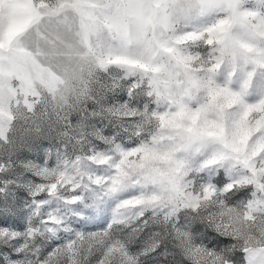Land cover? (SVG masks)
<instances>
[{
  "label": "rangeland",
  "instance_id": "374dc122",
  "mask_svg": "<svg viewBox=\"0 0 264 264\" xmlns=\"http://www.w3.org/2000/svg\"><path fill=\"white\" fill-rule=\"evenodd\" d=\"M111 2L0 0V168L4 169L0 172V215L23 214L19 227L0 226V232L11 231L17 237L11 241L0 239V264H26L27 255L22 250L34 211L33 193L40 184L47 183L45 171L68 170L79 161L87 175L107 177L115 174V164L122 154L132 152L128 156L130 169L143 161L163 177L173 159L166 145L182 131L225 138L224 124L209 119L210 108L221 114L232 109L243 99L241 91L249 104L264 100V0H202L215 24L204 31L197 29V24L188 26L193 35L167 49L180 66L170 79L162 77L161 67L150 63L137 66L95 36L89 37L83 53L67 45L58 54L60 62L54 65L24 40L32 29H36L38 37L44 36L38 27L46 19L41 9H49L52 19L63 17L65 23L71 12L77 31L82 25L101 23L109 32L103 12ZM81 11L92 15L81 16ZM234 28L243 40L238 41L239 54L231 56L232 70L228 74L224 55ZM117 66L138 67L144 73L140 84ZM201 73L209 80L207 92L197 89L195 83L189 90L188 77ZM219 73L225 84L216 80ZM193 104L198 107L193 108ZM205 104L207 107H201ZM186 120L190 127L185 126ZM244 121L251 125V135L246 132L243 139L250 141L264 129V110L247 111ZM145 148L151 151L145 152ZM92 157L108 159L109 164H94ZM243 175L238 165L194 170L192 190L198 193L201 188L212 187L224 205L242 210L256 198L255 187L238 185L230 192L224 188ZM78 192L82 202L79 210L72 209L76 213L74 223H68L72 232L61 231L46 243L67 244L74 233L104 231L112 223L114 203L109 198L99 191ZM20 193L23 202L14 209ZM35 199L52 201L46 193ZM218 210L219 204L198 210L181 207L171 215L170 222L162 224L163 213L150 208L142 218L147 225L135 232L128 225L114 226L113 243L124 248L129 258L138 259L139 264H191L188 252L175 238L179 231L194 248L224 253L231 258V264H247L242 242L223 235L209 223V214ZM209 234L226 243L216 247L210 243ZM38 246L44 251L43 243ZM102 258L96 253L88 258V264H98ZM121 259L115 257L114 264H121Z\"/></svg>",
  "mask_w": 264,
  "mask_h": 264
},
{
  "label": "snow or ice",
  "instance_id": "6c2138e0",
  "mask_svg": "<svg viewBox=\"0 0 264 264\" xmlns=\"http://www.w3.org/2000/svg\"><path fill=\"white\" fill-rule=\"evenodd\" d=\"M259 108L264 110V100L256 104H250L247 111ZM251 135V125L244 121L243 127L237 137L226 144L227 152L214 161L220 166H239L244 170V175L237 181L228 184L225 192H230L238 185H252L255 187L256 198L242 210L229 208L223 204L219 193L212 187L201 188L197 193L194 190L186 189L180 181V169L173 167L174 159L165 169V175L159 176L151 167L141 161L129 168L128 156L132 152H125L122 158L115 164V174L111 176L86 175L81 170L80 162L77 161L68 170L49 172L45 171L43 176L47 183H42L36 187L33 193L32 221L28 232L25 234L27 243L22 250L27 255L26 264H88V258L100 253L102 259H98V264H114V258L120 256L121 264H139L138 259L129 258L124 248L113 243L112 232L114 226L128 225L133 232L141 225H147L148 221L143 220L144 210L156 209L163 213L161 223L170 222L171 215L179 208L195 209L208 208L210 205L219 204V210L209 214V223L227 237H232L241 243L242 250L247 254V264H264V139H257L255 144L253 138L260 136V131L255 134L250 141H244L245 133ZM190 146L197 143L203 144L208 139L215 138L204 133L189 130ZM139 151L138 149L132 150ZM145 152H150L148 148ZM92 163L98 165L109 164L105 158H91ZM4 169L0 168V172ZM136 174H143L145 179L161 186L162 194L166 195H145L141 194L135 199L123 201L121 208H135V215L113 216L112 223L104 231L92 232L87 235L74 233V238L67 244L46 243L50 237L57 233L72 232L68 226L67 215L71 205L79 203L78 195L69 193L78 192L82 187V181L97 187L104 186L110 188L112 192H118ZM222 183V181H221ZM14 185H9L11 188ZM46 193L49 200H37L36 196ZM67 197V198H64ZM23 202V193L17 198L16 207ZM49 208L53 210H49ZM63 209V211H61ZM171 210V211H166ZM23 218L22 213L16 217L0 215V226L13 224L19 227V221ZM16 234L11 231L0 232V239L11 241L16 239ZM175 238L180 245L188 252L191 264H231V258L224 253L210 252L204 248H194L186 239L183 233L176 231ZM210 243L216 247L226 243L209 234ZM43 243L44 251L38 246Z\"/></svg>",
  "mask_w": 264,
  "mask_h": 264
},
{
  "label": "clouds",
  "instance_id": "9594fccd",
  "mask_svg": "<svg viewBox=\"0 0 264 264\" xmlns=\"http://www.w3.org/2000/svg\"><path fill=\"white\" fill-rule=\"evenodd\" d=\"M41 11L45 13L46 19L38 27L44 32V36L38 37L36 29H32L25 35L24 40L26 44L42 54V59L50 60L53 65L60 62L58 54L65 51L69 44L83 53L86 51L89 37L95 36L97 41L108 46L110 50L126 55L137 66L150 63L161 67V75L164 79H170L179 71V64L167 54V49L193 35L188 26L197 24L200 25L197 29L204 31L215 24L208 6L203 4L202 0H155V2L153 0H112L103 12L104 20L110 25L109 32L104 31L101 23L92 27L82 25L81 30L77 31L76 18L71 12L67 13L70 19L65 23L63 17L52 19L49 9H41ZM91 15L89 12L81 11V16ZM229 39L230 44L224 55L225 66L229 69L228 74L232 70L231 56L239 54L238 41H242L243 36L238 29L234 28ZM117 67L126 70L129 75L137 79V85L140 84L144 73L138 67ZM220 74H217L216 80L220 84H225L220 81ZM194 83L197 89L207 92L209 80L206 74L189 76L187 80L189 90H192ZM140 88L145 90L143 87ZM239 95L243 99L222 114L215 108L209 109V119L224 124L226 134L223 140L211 138L203 144L197 143L190 146L188 132L182 131L174 141L166 145V149L173 153L175 162L173 167L180 169V181L186 189L192 190L193 188L192 173L194 170L203 171L212 166H220L214 161L227 152L226 144L231 143L240 133L250 104L245 100L244 91H241ZM192 107L197 108L198 105L193 104ZM201 107H207V105ZM184 123L186 127H190V121L186 120ZM257 139H264V129L260 131L258 138H253L252 143L255 144ZM144 140H148L147 135L144 136ZM80 190L90 193L102 192L114 203L111 222L114 214L126 216L136 214L137 209L135 208H121L123 201L135 199L141 194L166 195L162 194L159 184L145 179L143 174L134 175L118 192H112L110 188L104 186L89 185L86 181H82ZM69 194L78 195L80 198L79 203L71 205L66 213L67 222L74 223L76 213L72 209L73 207L76 210L80 209L82 197L79 192ZM146 210H144V215Z\"/></svg>",
  "mask_w": 264,
  "mask_h": 264
}]
</instances>
